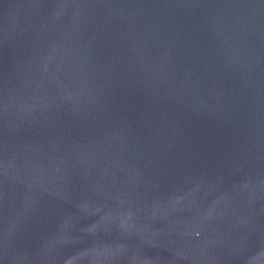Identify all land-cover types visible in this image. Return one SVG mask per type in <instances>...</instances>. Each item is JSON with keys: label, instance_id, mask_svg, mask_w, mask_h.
<instances>
[{"label": "water", "instance_id": "water-1", "mask_svg": "<svg viewBox=\"0 0 264 264\" xmlns=\"http://www.w3.org/2000/svg\"><path fill=\"white\" fill-rule=\"evenodd\" d=\"M0 264H264V0H0Z\"/></svg>", "mask_w": 264, "mask_h": 264}]
</instances>
